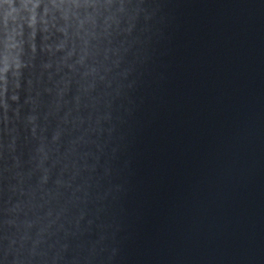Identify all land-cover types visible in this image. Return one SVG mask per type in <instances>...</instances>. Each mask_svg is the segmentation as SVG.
I'll use <instances>...</instances> for the list:
<instances>
[{
    "label": "water",
    "instance_id": "95a60500",
    "mask_svg": "<svg viewBox=\"0 0 264 264\" xmlns=\"http://www.w3.org/2000/svg\"><path fill=\"white\" fill-rule=\"evenodd\" d=\"M76 2L0 85V264H264V0Z\"/></svg>",
    "mask_w": 264,
    "mask_h": 264
},
{
    "label": "clouds",
    "instance_id": "9594fccd",
    "mask_svg": "<svg viewBox=\"0 0 264 264\" xmlns=\"http://www.w3.org/2000/svg\"><path fill=\"white\" fill-rule=\"evenodd\" d=\"M78 7L76 0H0V85L5 92L10 77L23 67L24 25L34 30L37 23L46 25L48 16Z\"/></svg>",
    "mask_w": 264,
    "mask_h": 264
}]
</instances>
